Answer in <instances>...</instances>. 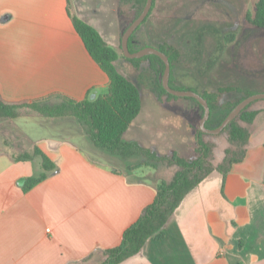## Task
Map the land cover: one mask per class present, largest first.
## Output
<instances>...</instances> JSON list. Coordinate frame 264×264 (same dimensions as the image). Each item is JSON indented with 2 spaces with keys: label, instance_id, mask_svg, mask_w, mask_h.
<instances>
[{
  "label": "crops",
  "instance_id": "0c3cea01",
  "mask_svg": "<svg viewBox=\"0 0 264 264\" xmlns=\"http://www.w3.org/2000/svg\"><path fill=\"white\" fill-rule=\"evenodd\" d=\"M70 4L72 13L107 43L108 38L120 40L119 15L113 30L103 29L91 12L96 3ZM67 5V0H0V95L5 101L27 102L51 93L94 99L106 91L109 78L85 48ZM260 102L244 159L225 179L217 170L209 173L183 197L164 236L147 239L118 264H264ZM20 111L17 117L0 118V128L13 135L16 151L36 146L57 168L23 191L24 180L41 171L40 159L17 161L9 152L0 153V264L103 262L104 250L121 242L124 230L153 202L158 181L170 179L173 168L161 173V166H137V157L124 160L97 149L73 116Z\"/></svg>",
  "mask_w": 264,
  "mask_h": 264
},
{
  "label": "trees",
  "instance_id": "16d2710c",
  "mask_svg": "<svg viewBox=\"0 0 264 264\" xmlns=\"http://www.w3.org/2000/svg\"><path fill=\"white\" fill-rule=\"evenodd\" d=\"M119 1L125 5L131 4L134 9L132 19L121 28V40L123 31L140 14L146 0ZM67 3V12L85 48L109 78L106 91L94 99L88 97L75 99L62 93H51L27 102H8L0 95V118L11 119L17 117L19 109L22 107L29 108L42 116H73L97 149L119 156L124 160L137 157L139 158V162L136 163L137 166H150L156 169L161 165H165L174 168V173L170 179H160L158 181L153 202L146 206L139 218L124 230L121 242L117 246L104 250L105 260L99 264H118L139 252L147 239L151 237L155 239L162 238L164 236V226L183 197L209 173L217 170L221 172L223 179H225L233 165L244 159L250 136V125L260 111L256 104L264 101V99L253 101L247 105L219 133L225 134L227 141L220 159H217L216 156L217 143L214 140V137L219 134L203 132L198 125L192 127L196 145L194 154L190 156L179 155L177 152H171L170 154L159 153L136 140H125L123 138L124 133L141 110L140 88L137 83L128 79L118 69L117 61L120 58L118 51L103 39L94 26L72 13L70 0H67ZM149 14L142 23L146 21ZM246 19L253 26L264 28V0H257L253 15L247 13ZM135 31L128 41V47L131 52L146 46L137 43L134 37ZM156 48L164 52L169 58L171 65L170 86L175 89H185L184 87L173 85V68L180 55L179 50L170 44H161ZM123 57L134 66H138L142 60L149 62L155 73L157 82L155 92L160 102H166L171 98H179V96L167 92L162 85L164 62L159 56L150 54L141 58L130 59ZM223 92H237L239 95L233 100L220 103L219 97ZM198 93L206 98L210 108V114L205 121V126L213 129L221 124L228 112L240 100L256 93V91L238 86H226L218 87L215 91L204 90ZM181 98L192 101L198 109L199 117L203 116L204 108L195 98ZM12 156L17 161L31 160L36 157L40 159L41 171L24 180L22 184L23 191L29 190L57 168L56 164L36 146L30 152H22Z\"/></svg>",
  "mask_w": 264,
  "mask_h": 264
},
{
  "label": "rangeland",
  "instance_id": "374dc122",
  "mask_svg": "<svg viewBox=\"0 0 264 264\" xmlns=\"http://www.w3.org/2000/svg\"><path fill=\"white\" fill-rule=\"evenodd\" d=\"M86 1L97 4L91 12H96L95 17L100 20L98 25L103 29L111 26L113 30L118 15L122 28L134 15L133 6L119 0H116L118 14L114 0ZM256 2L154 0L148 18L135 31L134 37L139 45L157 47L170 44L179 50L180 55L173 68L175 86L195 92L215 91L226 86L264 92V28L253 26L246 19L247 13L253 15ZM107 41L120 54L118 69L137 83L141 91V110L124 134V139H138L164 154H194L196 141L192 127L200 121L196 105L181 97L160 102L155 92V73L149 62L142 60L134 66L123 57L119 38H108ZM238 95L237 92H223L219 102L233 100ZM24 108H20L19 113ZM4 131L0 128V153H22L16 151L13 135ZM214 140L217 143L216 156L220 159L227 145L226 136L219 134ZM167 168L161 165V173L168 172Z\"/></svg>",
  "mask_w": 264,
  "mask_h": 264
},
{
  "label": "water",
  "instance_id": "95a60500",
  "mask_svg": "<svg viewBox=\"0 0 264 264\" xmlns=\"http://www.w3.org/2000/svg\"><path fill=\"white\" fill-rule=\"evenodd\" d=\"M152 5H153V0H146L140 14L136 18H134L127 26V28L123 31L120 40L122 53L126 58H130V59L141 58L145 55H150V54H155L159 56L164 62V71L162 75V85L164 89L175 96L193 97L203 106L204 113L203 116L200 118L198 124V127L201 131L209 134H219L222 131V129L225 126H227L247 105H249L253 101L264 99V92H256L244 97L228 112V114L226 115V117L218 127L213 129L207 128L205 126V121L209 117L210 108L206 98L201 96L198 92L192 91L190 89H175L170 86L169 78L171 72V65L168 56L154 46H145L134 52H131L129 50L128 41L130 36L149 14Z\"/></svg>",
  "mask_w": 264,
  "mask_h": 264
}]
</instances>
